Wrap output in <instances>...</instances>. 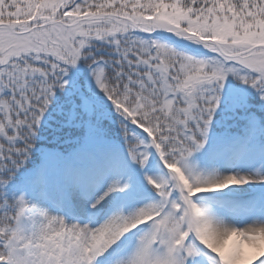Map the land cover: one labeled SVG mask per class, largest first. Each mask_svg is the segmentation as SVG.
<instances>
[{
  "label": "snow or ice",
  "instance_id": "snow-or-ice-1",
  "mask_svg": "<svg viewBox=\"0 0 264 264\" xmlns=\"http://www.w3.org/2000/svg\"><path fill=\"white\" fill-rule=\"evenodd\" d=\"M0 264H264V0H0Z\"/></svg>",
  "mask_w": 264,
  "mask_h": 264
}]
</instances>
